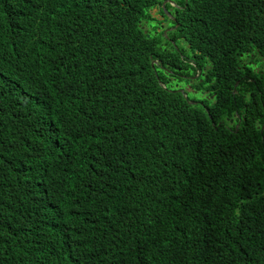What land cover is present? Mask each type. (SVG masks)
I'll return each instance as SVG.
<instances>
[{"label":"trees","instance_id":"16d2710c","mask_svg":"<svg viewBox=\"0 0 264 264\" xmlns=\"http://www.w3.org/2000/svg\"><path fill=\"white\" fill-rule=\"evenodd\" d=\"M164 1L0 0V264H264V0Z\"/></svg>","mask_w":264,"mask_h":264},{"label":"flooded vegetation","instance_id":"af4514ba","mask_svg":"<svg viewBox=\"0 0 264 264\" xmlns=\"http://www.w3.org/2000/svg\"><path fill=\"white\" fill-rule=\"evenodd\" d=\"M170 0H165L163 2V4L161 5V9H163V6L165 5V3H169ZM171 6L173 7H179L177 4H175L174 2H170ZM155 10L154 15L151 14V16L154 18L153 21V25L156 27V31L161 30L163 32V36L164 38L167 40V42L175 44L176 42L170 38L165 36V33L167 32H173L175 29H177V24L176 23V18L172 15L173 13H175V11L173 10V8H170V13H167L166 11L163 10V13H159L160 8H155L153 9ZM152 11V10H151ZM171 21L175 22L174 25L170 26ZM169 24V26L164 27L165 24ZM164 46H166V43H163ZM188 48L186 45V42L184 40L183 37H179L178 38V46H177V52L179 53L181 59L183 60V64L182 66L178 67V68H190L187 66V64L190 62L191 64L193 63V60L195 59L193 57H191L188 54ZM159 68H169V66H162V65H158ZM259 68V67H256ZM196 102V101H195ZM231 122H233V120H231Z\"/></svg>","mask_w":264,"mask_h":264},{"label":"rangeland","instance_id":"374dc122","mask_svg":"<svg viewBox=\"0 0 264 264\" xmlns=\"http://www.w3.org/2000/svg\"><path fill=\"white\" fill-rule=\"evenodd\" d=\"M150 13H151L152 15H154L155 10H152ZM166 25H167V23L164 25V27H166ZM171 26H172V24H171ZM145 27H146L147 30H149V29L147 28V26H145ZM187 48H188V45H187ZM188 50H189V49H188ZM188 54H189L190 56H193L191 50L188 51ZM197 76H198V74L195 75V78H193V81H194L195 79L198 78ZM177 85H179V84H176L175 86H177ZM179 87H180L181 89H184L185 92H191V93H193V94H197V93H195V90L192 88L191 84H187L185 81L182 82V83H180V86H179ZM180 88H179V89H180ZM189 96H191V95H189ZM196 97L199 98V96H196ZM192 103L194 104L195 102H192Z\"/></svg>","mask_w":264,"mask_h":264},{"label":"clouds","instance_id":"9594fccd","mask_svg":"<svg viewBox=\"0 0 264 264\" xmlns=\"http://www.w3.org/2000/svg\"><path fill=\"white\" fill-rule=\"evenodd\" d=\"M163 7H164V6H163ZM164 11H165V10H164ZM166 12H167V11H166ZM167 13H170V12H167ZM171 24H172V23H171ZM171 24H170V26H171ZM172 25H173V24H172ZM179 25H180V24H177V28L179 27ZM167 26H169V24H167L166 27H167ZM175 30H176V29H175ZM159 31H161V30H159ZM159 31H157V32H159ZM167 33H169V32H167ZM165 34H166V33H165ZM186 45H187V44H186ZM176 48H177V46H176ZM154 64H155V66H156V64H157V66L159 65L158 62H155V60H153V61H152V65H154ZM160 65H161V64H160ZM198 76H199V75H198ZM198 76H197V77H198ZM193 78H195V76H194ZM170 81L174 82V83H173L174 85L179 84V85H177V87L180 86V83H181V82H180V83L177 82V78H176V77H175V78H170ZM192 82H193V79H192ZM192 82H191V83H192ZM179 88H180V87H179ZM179 90L184 91V89H181V88H180ZM184 92H185V91H184ZM195 103H196V102H195Z\"/></svg>","mask_w":264,"mask_h":264}]
</instances>
